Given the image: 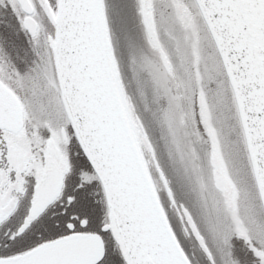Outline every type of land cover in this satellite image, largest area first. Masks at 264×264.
Segmentation results:
<instances>
[{
	"label": "snow or ice",
	"instance_id": "1",
	"mask_svg": "<svg viewBox=\"0 0 264 264\" xmlns=\"http://www.w3.org/2000/svg\"><path fill=\"white\" fill-rule=\"evenodd\" d=\"M0 264H264V0H0Z\"/></svg>",
	"mask_w": 264,
	"mask_h": 264
}]
</instances>
